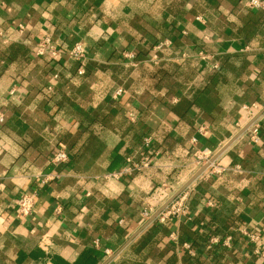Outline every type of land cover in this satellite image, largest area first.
Instances as JSON below:
<instances>
[{
    "label": "crops",
    "instance_id": "obj_1",
    "mask_svg": "<svg viewBox=\"0 0 264 264\" xmlns=\"http://www.w3.org/2000/svg\"><path fill=\"white\" fill-rule=\"evenodd\" d=\"M247 2L0 0V264H264V113L258 142L240 133L264 112V8ZM43 38L85 58L37 56ZM224 147L185 213L149 223Z\"/></svg>",
    "mask_w": 264,
    "mask_h": 264
},
{
    "label": "built area",
    "instance_id": "obj_2",
    "mask_svg": "<svg viewBox=\"0 0 264 264\" xmlns=\"http://www.w3.org/2000/svg\"><path fill=\"white\" fill-rule=\"evenodd\" d=\"M247 6L251 8H255V9H262L264 8V0H248ZM34 53L37 56L50 55V57L52 58L59 56L61 53H64L70 59L74 61H78V62L82 61L85 58V49L80 42H76L71 47L64 50V49L58 48V46L51 43V41L48 38H43L37 43V45L34 47ZM122 57L124 59H130V58H133V54H131L130 52H124L122 53ZM248 117L249 119H252L253 115L248 112ZM2 121H3V115L0 113V123ZM259 129L260 127L257 121L252 122L251 125L249 126V129H248L249 139L254 143L259 141V133H260ZM195 155H196V159L201 161L202 163L208 162L210 158L209 154L205 150L202 152H198ZM67 158L68 157H67L65 146L62 144H58L56 148L51 152L50 162L53 165H59V164H63L67 162ZM145 164L146 162L143 163L142 165L132 164V167L126 166V168H124L120 174L129 173L132 170H139ZM186 196L187 194L185 193V191L181 192L168 205V207H166L157 216L158 220L163 222L172 216L183 215L186 210V206H185ZM35 197H36L35 193H24L20 197V199L17 202V215L20 218H27L31 215ZM147 215L148 213L144 212V216H147ZM255 242H257V240H255ZM184 247L185 249L188 250L189 253H191L190 246L186 244ZM254 252L256 254H259L261 257H264V251H261L260 245H257Z\"/></svg>",
    "mask_w": 264,
    "mask_h": 264
},
{
    "label": "water",
    "instance_id": "obj_3",
    "mask_svg": "<svg viewBox=\"0 0 264 264\" xmlns=\"http://www.w3.org/2000/svg\"><path fill=\"white\" fill-rule=\"evenodd\" d=\"M262 113L261 112L259 114H257L256 116H254V118L242 129V132H244L252 122H254ZM227 147V146H226ZM225 149V147L213 158H211L208 162L204 163L201 168L197 171V173L188 181L186 182L179 190H177L172 196H170L166 202L150 217L149 219V223L152 222L154 219L157 218V216L166 208L168 207V205L181 193L183 192L199 175H201L209 166L211 163H213V161L215 160V158H217V156Z\"/></svg>",
    "mask_w": 264,
    "mask_h": 264
}]
</instances>
